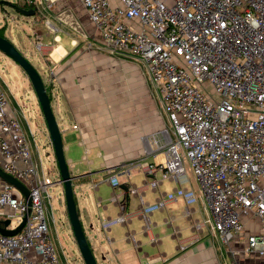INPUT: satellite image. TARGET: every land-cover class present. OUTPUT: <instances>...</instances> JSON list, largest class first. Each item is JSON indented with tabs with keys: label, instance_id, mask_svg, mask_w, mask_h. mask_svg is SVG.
<instances>
[{
	"label": "built area",
	"instance_id": "2783aa9c",
	"mask_svg": "<svg viewBox=\"0 0 264 264\" xmlns=\"http://www.w3.org/2000/svg\"><path fill=\"white\" fill-rule=\"evenodd\" d=\"M44 2L53 8V0ZM77 2L106 53L145 65L165 108L170 126L158 146L163 163L141 160L133 166L176 181L167 198L191 205L186 161L222 244L241 239V252L264 256V0ZM7 108L0 92V170L25 188L29 205L17 187L0 179V227L9 221L5 229H14L25 217L19 232L0 233V264H58L44 217V200L52 198L47 189L56 181L37 175L20 123ZM107 182L116 186V175ZM161 208L142 203L141 211L147 221ZM244 218L257 221L259 230L246 232ZM123 222L119 215L101 225L106 230Z\"/></svg>",
	"mask_w": 264,
	"mask_h": 264
},
{
	"label": "crops",
	"instance_id": "0c3cea01",
	"mask_svg": "<svg viewBox=\"0 0 264 264\" xmlns=\"http://www.w3.org/2000/svg\"><path fill=\"white\" fill-rule=\"evenodd\" d=\"M15 2L36 9L35 15L24 20L27 29L21 30L23 45L19 42L18 50L26 57L30 45L40 47L41 59L29 57L37 61L34 67L44 78L73 177L77 213L97 264H264V256L241 252V239L229 246L222 244L186 161L185 187L195 195L191 205L182 198H167L177 188L176 181L161 180L159 172L150 175L133 166L141 160L163 163L165 157L158 146L164 144L170 126L161 98L160 105L145 77L143 63L129 55L106 53L99 32L77 0H53L52 9L44 0H33V5L25 0ZM14 66L6 63V72L0 71V92L7 100L8 114L19 122L17 111L23 105L19 92L25 83L22 70ZM34 112V123L26 122L32 149L20 127L37 175L42 176L40 145L34 139L38 132L44 138L43 149L49 155L52 149L40 109ZM55 172L52 186L63 193ZM114 174L116 186L107 182ZM0 179L13 184L2 172ZM123 187L138 191L126 201ZM142 203H161L162 208L151 212L147 222ZM44 204L47 208L46 200ZM119 215L124 216L122 224L102 228L103 222ZM243 223L246 232L259 230L257 221L244 218ZM73 244L72 251L78 252ZM233 250L240 254L232 255ZM60 251L58 264H68L62 245Z\"/></svg>",
	"mask_w": 264,
	"mask_h": 264
},
{
	"label": "rangeland",
	"instance_id": "374dc122",
	"mask_svg": "<svg viewBox=\"0 0 264 264\" xmlns=\"http://www.w3.org/2000/svg\"><path fill=\"white\" fill-rule=\"evenodd\" d=\"M9 1H18L21 3V0H9ZM41 7V5H40ZM3 8V10H1ZM42 8V7H41ZM32 16H22L19 15L14 9L10 8L5 4H0V36L5 37L8 39L17 49L19 46V42L23 45L20 37L22 35V28L25 31L27 29L24 20H28ZM29 56L30 54L35 57L36 59H41V51L37 49L36 46L30 45L28 48ZM26 58H29L30 63L33 66L37 67V61L34 58L29 57L28 54H25ZM6 63H10L11 65L15 64L12 60L4 56L0 53V71L3 73L6 72ZM13 63V64H12ZM16 65V64H15ZM15 69H18V66ZM142 68L144 69L145 77L147 81L150 83L151 88L154 91L156 100L158 104H160V96L157 93L155 85L151 82V78L149 74L146 73L147 69L144 64H142ZM21 71V70H20ZM21 77L24 80V85L22 86V92H19V97H21L20 103L23 105L20 106V109L17 111L18 119L23 127V131L27 136V140L30 144L32 149L33 147V138L30 135V132L27 128L26 122L29 124H33L35 121V112L39 110L38 104L36 102V98L32 91L31 85L27 80L25 74L21 71ZM26 79V80H25ZM44 79V78H43ZM161 105V104H160ZM36 142L40 145V167H42L44 171V175L47 176L50 180H55L56 178V167L53 160V154L49 156L46 155L47 150L43 149L44 138L42 133L38 132L35 136ZM46 150V151H45ZM42 177V176H39ZM48 193L52 196L51 200H47V208L45 206L44 209V217L50 232L52 244L55 248L56 255L60 257L61 253V245L64 248V253L66 254L67 263L68 264H78L81 263L79 254L76 250L72 251L73 244V237L71 235L68 219L65 213V205H64V198L63 193L60 187L57 186H50L47 189ZM52 211V214H51ZM17 218H11V227L16 225ZM75 249V248H74Z\"/></svg>",
	"mask_w": 264,
	"mask_h": 264
},
{
	"label": "water",
	"instance_id": "95a60500",
	"mask_svg": "<svg viewBox=\"0 0 264 264\" xmlns=\"http://www.w3.org/2000/svg\"><path fill=\"white\" fill-rule=\"evenodd\" d=\"M0 4L9 6L23 16H33L36 12L35 8L25 9L24 7L18 6L15 1L0 0ZM1 10H3V8H1ZM0 53L12 60L22 70L31 85L40 113L45 123L46 133L51 145L53 160L58 174L57 182L61 184L63 189L65 213L68 219L73 241L77 247L83 264H97L95 257L93 256L92 249L86 240L82 224L77 213L72 190L73 177L69 173V169L64 158L61 133L52 112L50 98L46 92L44 81L28 59L8 39L2 36H0ZM46 155L49 156L48 153H46ZM0 172L2 171L0 170ZM6 176L12 179V185L17 187L23 193V196L29 205V197L25 188L17 180L8 175ZM122 189L125 191V199L128 201L130 199L129 192L126 187H123ZM24 220L25 217L23 221L14 229H5V227L9 224V221H5L4 227H0V233L3 235H14L19 232L23 226Z\"/></svg>",
	"mask_w": 264,
	"mask_h": 264
},
{
	"label": "trees",
	"instance_id": "16d2710c",
	"mask_svg": "<svg viewBox=\"0 0 264 264\" xmlns=\"http://www.w3.org/2000/svg\"><path fill=\"white\" fill-rule=\"evenodd\" d=\"M30 6V5H29ZM44 85H45V83H44ZM45 89H46V87H45ZM46 92H47V89H46ZM47 94H48V92H47ZM48 96H49V94H48ZM50 98V97H49Z\"/></svg>",
	"mask_w": 264,
	"mask_h": 264
}]
</instances>
